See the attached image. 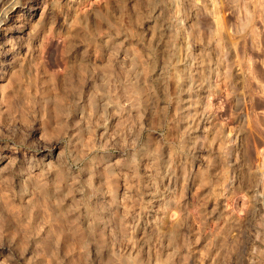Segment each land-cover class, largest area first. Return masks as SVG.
Wrapping results in <instances>:
<instances>
[{"label":"clouds","instance_id":"9594fccd","mask_svg":"<svg viewBox=\"0 0 264 264\" xmlns=\"http://www.w3.org/2000/svg\"><path fill=\"white\" fill-rule=\"evenodd\" d=\"M32 3L14 0L17 8ZM6 4L0 0V8ZM116 4L118 13L85 10L66 22L64 56L83 46L78 59L45 78L26 56L0 89V101L8 91L16 100L7 118L0 111V142L24 153L0 168V248L18 250L24 264H204L213 249L211 264H264V249L247 243L252 219H264V150L258 159L242 155L249 118L234 113L239 120L226 131L213 123L220 108L211 104L221 93L228 101L264 99L257 61L237 51L240 41L259 38L264 0ZM62 8L63 0H46L48 17ZM7 19L0 18V30ZM47 24L41 15L30 39ZM205 88L209 102L201 110ZM201 123L208 127L196 135ZM194 176L199 190L211 191L190 211ZM238 182L247 185L243 210H208L209 200H232ZM157 201L164 215L142 225Z\"/></svg>","mask_w":264,"mask_h":264},{"label":"rangeland","instance_id":"374dc122","mask_svg":"<svg viewBox=\"0 0 264 264\" xmlns=\"http://www.w3.org/2000/svg\"><path fill=\"white\" fill-rule=\"evenodd\" d=\"M46 0H33V3L25 8L15 7L12 16L13 21L10 22L5 29L0 30V89L5 88L9 81L13 78V73L20 67V63L24 57H28L29 60H35L40 64V73L42 77L46 78L47 73L59 72L63 69L66 62H71L79 58L83 53V46H79L74 50H71V55L64 56L65 47L67 44L66 37L69 35L67 23H71L73 18L85 10L99 9L100 11H108L118 13V6L116 0H63V8L57 12L55 18L48 17L46 11ZM2 10V8H0ZM43 15L48 20L47 26L41 30L40 35L35 39H30L29 34L36 31L37 21ZM231 20V17H228ZM16 22V23H15ZM67 22V23H66ZM55 23V27L52 24ZM23 30V31H22ZM255 43L258 51L253 50V44ZM237 51L243 54L244 51H248L249 55L257 61L255 64V71L259 75H264V26H262L261 34L259 38H253L252 40L240 41ZM93 54V59H95ZM235 58V55L233 56ZM234 72L236 79L240 80L242 77ZM43 80H38V84ZM59 82V77H58ZM238 89L243 85L239 84ZM255 87V85H254ZM14 92L8 91L3 94V101H0V111L5 112L7 118L8 109L16 106V100L13 99ZM227 101V102H225ZM209 102L207 89H203L200 92V105L201 110L203 106H206ZM211 104L214 108H220L217 113V118L213 123H219L224 126L226 131H231V128L236 125L239 117L231 119L234 113H239L240 116H246L249 118V126L246 134L240 137L242 145V155L247 154L248 157L253 159L259 158V152L264 150V99L258 96H245V97H233L230 101L227 100V96L223 93L211 98ZM174 110V108H173ZM172 111V110H170ZM114 127V124L113 126ZM208 127L207 124L201 123L196 135H203L204 129ZM5 135L9 134L8 128L3 129ZM103 130H99L98 135ZM214 135V131L210 134ZM7 141L0 142V168L5 167L9 159L13 156L18 159H23V152H13L10 147L7 146ZM207 155V153H204ZM202 161L197 162L194 166V171L199 172L202 166ZM206 166V165H204ZM218 169H210L209 174L214 175ZM200 181L195 176L189 181L186 190V201L190 211H195L201 201L209 194L210 188L203 190L198 189ZM167 186V183L166 185ZM179 187V185L174 184ZM246 183H237L235 185V191H230L228 195L234 200L221 199L219 201L209 200L208 210L219 206L218 212H224L226 209L230 212L233 207L238 210H243V193L242 190H246ZM162 202H154L153 205L144 214L142 225L145 222L154 221L157 216H163L161 212ZM0 210H3V204L0 202ZM218 218L213 216L208 220L207 227L215 228L214 221ZM193 230L200 228L198 220H190ZM251 229L248 235V245L255 244L258 249H264V219H261L258 214L252 219L251 224L248 226ZM207 242L206 239L202 240L201 244L197 248L202 249L203 245ZM216 249H213L209 255V258L205 260L204 264H211V257L215 255ZM31 251L29 252V255ZM13 256L14 259L11 264H24V259L18 255V250L11 251L7 246L0 248V262L5 261L9 256ZM195 259V258H194ZM71 264V261L68 262Z\"/></svg>","mask_w":264,"mask_h":264},{"label":"bare ground","instance_id":"6f19581e","mask_svg":"<svg viewBox=\"0 0 264 264\" xmlns=\"http://www.w3.org/2000/svg\"><path fill=\"white\" fill-rule=\"evenodd\" d=\"M8 3L12 4L11 7H9L7 4L2 8V10H0V18H3V17H7V22L5 23L3 29H5V27L13 21V17L12 16V12L15 8L14 6V0H8ZM16 23V22H15ZM23 31V30H22Z\"/></svg>","mask_w":264,"mask_h":264}]
</instances>
